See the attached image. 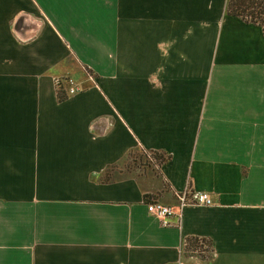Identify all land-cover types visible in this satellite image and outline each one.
Instances as JSON below:
<instances>
[{"label": "crops", "instance_id": "obj_1", "mask_svg": "<svg viewBox=\"0 0 264 264\" xmlns=\"http://www.w3.org/2000/svg\"><path fill=\"white\" fill-rule=\"evenodd\" d=\"M226 3L0 0V264H264V39Z\"/></svg>", "mask_w": 264, "mask_h": 264}, {"label": "built area", "instance_id": "obj_2", "mask_svg": "<svg viewBox=\"0 0 264 264\" xmlns=\"http://www.w3.org/2000/svg\"><path fill=\"white\" fill-rule=\"evenodd\" d=\"M86 77L87 80L91 81V76L89 74H87ZM62 84H65L66 86L64 90L61 89ZM54 86L56 91L61 90L63 92L64 97L73 95L80 90L77 84L71 82L68 79L67 80L55 79ZM146 158L149 159L148 154H146ZM174 199H175L174 207L165 206L156 202H149L146 204L147 212L156 221H158L162 227L167 226L166 219L179 218L182 210L186 207L210 205V199L207 194L191 191L188 188H185L183 191L175 194ZM208 250L209 249L206 241L202 239H197L196 247L190 250V254L194 256H202L204 254L205 255L208 254Z\"/></svg>", "mask_w": 264, "mask_h": 264}, {"label": "trees", "instance_id": "obj_3", "mask_svg": "<svg viewBox=\"0 0 264 264\" xmlns=\"http://www.w3.org/2000/svg\"><path fill=\"white\" fill-rule=\"evenodd\" d=\"M226 15L236 17L243 23L251 24L260 28L262 37L264 39V0H227ZM61 92V90L56 91V95L59 100L64 98L63 92ZM149 154L151 157H153L154 161H158L157 163L159 165L163 164L167 160L166 157H163L159 154ZM150 156L149 159L147 158L149 161L152 159ZM150 163H152V161H150ZM196 242L197 239L186 240L184 243V253L188 256H194L190 254V250L196 247ZM209 251L210 250H208V253Z\"/></svg>", "mask_w": 264, "mask_h": 264}, {"label": "rangeland", "instance_id": "obj_4", "mask_svg": "<svg viewBox=\"0 0 264 264\" xmlns=\"http://www.w3.org/2000/svg\"><path fill=\"white\" fill-rule=\"evenodd\" d=\"M88 74V73H87ZM92 79V77H91ZM146 154L150 156L149 153H142L141 151H134L132 154H130L122 165H120L118 168L114 169L113 171L116 172H127V173H133L134 175L145 173L149 170H154L158 166V161L153 159V157L150 156L152 163L146 158ZM152 155V154H151Z\"/></svg>", "mask_w": 264, "mask_h": 264}]
</instances>
